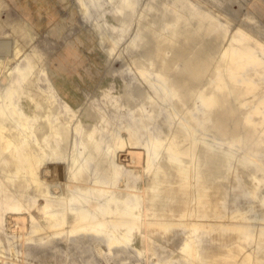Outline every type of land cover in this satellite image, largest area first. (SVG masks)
Listing matches in <instances>:
<instances>
[{"label": "rangeland", "instance_id": "rangeland-1", "mask_svg": "<svg viewBox=\"0 0 264 264\" xmlns=\"http://www.w3.org/2000/svg\"><path fill=\"white\" fill-rule=\"evenodd\" d=\"M83 4L84 17L78 0H0V94L24 73L21 90L38 104L25 120L0 99V264H264V0ZM96 31L106 32L102 44ZM142 72L161 75L166 100ZM17 130L58 167L85 146L88 170L60 173L48 193L20 148L1 141L20 147ZM149 140L163 144L152 166L113 174L110 161ZM83 189L102 235L78 229L69 211L81 208L73 197ZM46 202L65 212L58 229L45 222ZM135 220L132 240L108 246V228Z\"/></svg>", "mask_w": 264, "mask_h": 264}, {"label": "bare ground", "instance_id": "bare-ground-1", "mask_svg": "<svg viewBox=\"0 0 264 264\" xmlns=\"http://www.w3.org/2000/svg\"><path fill=\"white\" fill-rule=\"evenodd\" d=\"M83 6H82V14L84 15L88 12V8L84 6L83 0H78ZM244 21L247 20L246 17L243 18ZM100 44L104 41V34L106 32L96 31L95 32ZM247 33V32H246ZM233 53H238L235 50H232ZM238 55H240L238 53ZM255 62L262 63L263 61L260 58H255ZM143 77L145 81L148 83L150 87L153 88V90L159 89L163 92V100H166L167 98V90L164 87V85L158 81V78L161 77V75L157 74L156 78L153 79L150 77V75L147 72H142ZM25 77L24 73H19V77L13 81V83L7 88V90L0 94V99L6 100L8 102V105H10L11 110L13 113H16L20 118L28 119L30 114V109L37 108L38 104L35 100V97L31 96L30 94L24 93L21 89V82L23 81ZM17 97L18 106L12 102L13 96ZM198 97L202 100L203 104L206 106H212L214 103V100L211 96H205L202 92L198 93ZM20 105V108H19ZM202 107V106H201ZM201 109V108H200ZM4 114V107L3 104L0 102V115ZM169 119V118H168ZM180 124L189 132L192 139H196L195 131L192 129V127L188 124V122L184 120H180ZM1 129V126H0ZM18 134L21 135V146L13 141L10 138H2V143L6 149H10L11 147L20 148V151H18V154L20 157V163H26L29 164V171L32 173V179L35 182H38L39 179H43L44 184L47 188V192H54L53 185L54 182L57 179L58 175L63 172V175H66L67 173L70 174L71 177L75 179H79L81 177L82 173L86 170H88V162L90 160V155L87 152V148L84 146L83 149H75L74 153L72 154L69 167H64V163L60 165V167L53 164L54 159H51V162H48L44 155L38 154L34 150V145L32 142L26 137V132L23 130H17ZM115 132V131H114ZM163 147V144L159 141H153L149 140L144 145V150H127L125 154V159L119 161V165H116L113 161H110V167L113 171V174L116 175L119 173L118 166L125 165V166H136L139 164L146 163L147 167H150L153 165L154 161L159 157V154L161 153V149ZM22 150V152H21ZM165 150L169 153V158L171 160H177L180 165H182L181 159L179 158V151L177 149H174L172 146H167ZM124 153V152H123ZM122 154V153H121ZM118 154H116L117 157ZM172 155H175L172 156ZM189 155L191 157L196 156L195 149H191L189 151ZM123 158V157H122ZM193 164V163H192ZM157 168H161L160 164H156ZM25 167V166H24ZM183 167V166H182ZM21 168V164L17 165V169ZM26 168V167H25ZM27 169V168H26ZM36 173H33V172ZM183 176L187 179L189 173L187 172V169H182ZM50 178L49 180L47 178ZM191 181L187 180L185 185H190ZM64 193V185L61 184V188L59 191V195H62ZM73 200H75L76 203H79L81 205V208L79 209H70L69 211L77 217L79 221L78 229L80 230H87L95 235H102L104 232V229H106V223L103 218L100 217V213L96 212L95 210L91 209L90 203V194L87 189H83L81 194H76L73 197ZM50 203L46 202L43 205V210H45L46 218L45 222L49 224L51 228L58 229L60 228L64 221H65V212H62L59 214L58 210H49ZM19 208V206H17ZM103 212L106 211V208H102ZM129 214H131L136 220L139 219L140 214L137 212V206H135L132 210L128 211ZM172 213L175 214V211L172 210ZM182 215V214H180ZM99 218L96 221H93L95 218ZM89 221L88 224H85V221ZM135 221H132L130 223V226H128V222L121 221L116 222L111 228H108L107 231V239L106 242L108 246H114V245H124L126 242L132 240V237H134V233L138 230V224ZM161 224H164L162 221ZM10 223V222H9ZM12 223V222H11ZM131 228L132 232L129 234ZM58 232V231H57ZM261 234V233H260ZM193 240H187L182 246L181 249L183 251L189 250L192 248L193 243L191 242ZM196 256L194 255V259Z\"/></svg>", "mask_w": 264, "mask_h": 264}]
</instances>
